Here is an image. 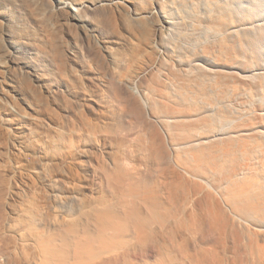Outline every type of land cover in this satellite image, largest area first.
<instances>
[{"label":"bare ground","instance_id":"obj_1","mask_svg":"<svg viewBox=\"0 0 264 264\" xmlns=\"http://www.w3.org/2000/svg\"><path fill=\"white\" fill-rule=\"evenodd\" d=\"M0 264H264V0H0Z\"/></svg>","mask_w":264,"mask_h":264},{"label":"rangeland","instance_id":"obj_2","mask_svg":"<svg viewBox=\"0 0 264 264\" xmlns=\"http://www.w3.org/2000/svg\"><path fill=\"white\" fill-rule=\"evenodd\" d=\"M72 11H73V12H76V9L73 7V8H72Z\"/></svg>","mask_w":264,"mask_h":264}]
</instances>
